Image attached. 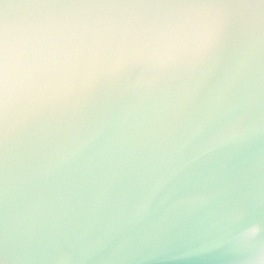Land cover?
Listing matches in <instances>:
<instances>
[{
  "label": "clouds",
  "instance_id": "9594fccd",
  "mask_svg": "<svg viewBox=\"0 0 264 264\" xmlns=\"http://www.w3.org/2000/svg\"><path fill=\"white\" fill-rule=\"evenodd\" d=\"M21 3L40 10L22 15L10 38L0 23V143L14 142L40 123L41 174L90 153L86 171L102 173L104 180L80 224L82 233L106 218L111 189L123 176L135 174L142 189L131 212L139 218L173 178L264 132L259 27L205 91L202 69L229 22L231 6L221 0ZM116 99L126 103L113 113ZM209 199L205 194L189 202L203 206ZM241 216L242 209L234 208L226 220ZM119 219L115 203L108 224ZM262 232L264 225L254 223L233 238L241 264H264ZM50 264L76 259L71 249L54 248Z\"/></svg>",
  "mask_w": 264,
  "mask_h": 264
},
{
  "label": "water",
  "instance_id": "95a60500",
  "mask_svg": "<svg viewBox=\"0 0 264 264\" xmlns=\"http://www.w3.org/2000/svg\"><path fill=\"white\" fill-rule=\"evenodd\" d=\"M221 2L231 6L229 22L202 69L205 91L247 48L255 27L264 67V0ZM39 10L21 0H0V23L10 38L22 15ZM125 103L114 100L111 111ZM43 135L37 123L14 142L0 143V264H50L54 248L71 249L76 264H241L243 254L233 249V238L251 224L264 225V132L173 178L139 218L131 212L142 189L135 174L123 176L111 189L106 218L83 233L80 224L104 175L86 171L90 153L54 173H38L37 141ZM205 194L211 196L205 205L189 202ZM115 203L120 219L109 225ZM234 208L242 209V216L229 223ZM220 240L224 243L216 246ZM258 241L264 243V232Z\"/></svg>",
  "mask_w": 264,
  "mask_h": 264
}]
</instances>
